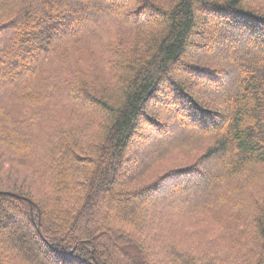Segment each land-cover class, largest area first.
<instances>
[{"label":"trees","instance_id":"trees-1","mask_svg":"<svg viewBox=\"0 0 264 264\" xmlns=\"http://www.w3.org/2000/svg\"><path fill=\"white\" fill-rule=\"evenodd\" d=\"M256 1L0 0V264H264Z\"/></svg>","mask_w":264,"mask_h":264},{"label":"rangeland","instance_id":"rangeland-1","mask_svg":"<svg viewBox=\"0 0 264 264\" xmlns=\"http://www.w3.org/2000/svg\"><path fill=\"white\" fill-rule=\"evenodd\" d=\"M253 7L254 8H256L258 11H261V12H263L264 13V3H261V1H256V2H253ZM114 7V9H115V6H113ZM105 9L104 10H108L106 7H104ZM117 12H119L118 10H117ZM154 18L155 19H157V17L156 16H154ZM209 18V17H208ZM215 21H212L210 18L208 19V23H206V26H207V28L209 27H213V31H212V33H214V32H216L217 30L215 29V24L216 23H214ZM216 22H218V21H216ZM209 33H211V32H209ZM208 45H209V48L210 49H208L207 51H205L206 52V56H209L208 58H211L212 57V55H211V52H212V45H211V43L209 42L208 43ZM225 53H226V55H231V54H234V50L232 51V50H227V51H224ZM199 53H195V55H198ZM203 55V54H202ZM207 58V59H208ZM208 65H210V64H208ZM208 73H211V74H213V72L211 71V70H208ZM190 81H193L192 79H194L193 77H191V78H188ZM204 80L203 79H201V82H203ZM200 82V83H201ZM201 90L202 89H204V86H202V85H199V83H198V85H197ZM203 91V90H202ZM164 94V93H163ZM166 94V93H165ZM161 95V94H160ZM159 95V97L158 98H161V96ZM204 95L206 96V98L207 97H211V98H215V96L213 95V96H210L211 94H209V93H207L206 91H204ZM164 97L166 98V100L167 101H165V103H163V101H162V106H161V108L160 107H158L159 105L157 104V99H155V101H154V103L152 104V106H151V111L153 112V114L155 115H157V117H159V118H163V119H166L167 118V120H168V122L169 121H173V119H174V117H171V116H169V115H166V112H167V109H169L170 107H169V102H170V97L168 96V94H166V95H164ZM217 99V98H216ZM171 106V105H170ZM177 108V107H176ZM175 107L173 108V109H176ZM227 112V111H226ZM168 116V117H167ZM184 131L183 130H179V129H177L176 127L174 128V130H173V137H178L179 135H181L182 133H183ZM143 133H144V136H145V139H147V142H150L149 143V145L151 146V145H153V143H155V142H157V141H160V140H158V139H156L155 138V136H153V135H151V131L149 130V129H145L144 131H143ZM147 149H144V150H134V152H132L130 155H128L127 157H126V160H125V166L128 168V170L127 171H130L131 170V167L132 168H134L135 167V165H137L138 164V160H140L141 159V157L143 156V154L145 153V151H146ZM167 165H169V164H167ZM167 165H160L159 166V169H157V167L156 168H154V170H153V172H152V175L153 174H155V175H159L161 172H162V170L163 169H165V167L167 166ZM154 175V176H155ZM124 176V175H123ZM123 176H121V177H123ZM189 200H191V198L192 197H194V195L193 194H189Z\"/></svg>","mask_w":264,"mask_h":264},{"label":"water","instance_id":"water-1","mask_svg":"<svg viewBox=\"0 0 264 264\" xmlns=\"http://www.w3.org/2000/svg\"><path fill=\"white\" fill-rule=\"evenodd\" d=\"M37 231L39 232V230L37 229Z\"/></svg>","mask_w":264,"mask_h":264}]
</instances>
